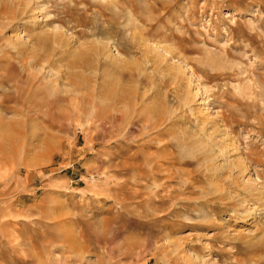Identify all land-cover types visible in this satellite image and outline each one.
I'll return each mask as SVG.
<instances>
[{"label":"rangeland","instance_id":"1","mask_svg":"<svg viewBox=\"0 0 264 264\" xmlns=\"http://www.w3.org/2000/svg\"><path fill=\"white\" fill-rule=\"evenodd\" d=\"M0 264H264V0H0Z\"/></svg>","mask_w":264,"mask_h":264},{"label":"bare ground","instance_id":"2","mask_svg":"<svg viewBox=\"0 0 264 264\" xmlns=\"http://www.w3.org/2000/svg\"><path fill=\"white\" fill-rule=\"evenodd\" d=\"M159 41H160V40H159ZM160 42H161V41H160ZM147 49H149V48H147ZM189 83H190V82H189ZM187 94H188V93H187ZM187 94H186V95H187ZM110 95H111V94H110ZM115 97H116V96H115ZM115 97H114V98H115ZM224 150H225V149H224ZM221 151H222V150H221ZM223 153H224V152H223ZM211 154H212V153H211ZM220 155H221V154H220ZM204 158H205V157H204ZM214 158H215V157H214ZM212 160H213V158H212ZM212 160H211V161H212ZM224 160H225V159H224ZM242 167H243V166H242ZM245 181H246V180H245ZM236 182H237V181H236Z\"/></svg>","mask_w":264,"mask_h":264}]
</instances>
